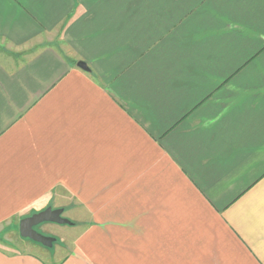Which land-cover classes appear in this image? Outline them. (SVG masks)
<instances>
[{
  "label": "crops",
  "instance_id": "obj_1",
  "mask_svg": "<svg viewBox=\"0 0 264 264\" xmlns=\"http://www.w3.org/2000/svg\"><path fill=\"white\" fill-rule=\"evenodd\" d=\"M47 207L0 264H264V0H0V235Z\"/></svg>",
  "mask_w": 264,
  "mask_h": 264
},
{
  "label": "water",
  "instance_id": "obj_2",
  "mask_svg": "<svg viewBox=\"0 0 264 264\" xmlns=\"http://www.w3.org/2000/svg\"><path fill=\"white\" fill-rule=\"evenodd\" d=\"M81 69H86L84 63H78ZM42 223H54L58 225H71V221L62 216V209H52L47 207L39 212L24 217L19 221L18 230L21 238L29 239L44 247H52L55 239L46 237L38 232L35 227Z\"/></svg>",
  "mask_w": 264,
  "mask_h": 264
},
{
  "label": "rangeland",
  "instance_id": "obj_3",
  "mask_svg": "<svg viewBox=\"0 0 264 264\" xmlns=\"http://www.w3.org/2000/svg\"><path fill=\"white\" fill-rule=\"evenodd\" d=\"M42 225H43V223L36 226L35 229L38 232H40L41 234L45 235L46 237H50V238L55 239V241L52 244L51 249L56 248L63 241H65V245L67 246L69 233H71V230L69 228L70 225H57L54 227V230L53 229H50V230L45 229V231H43L44 228H42V227H44V226H42ZM74 226H77V224H74ZM14 229L15 230H13V234L7 235V237H6V235L5 236L0 235V242H9V243H12L13 246H17L16 243L18 241H21L20 240L21 237L19 235V230H18V225L17 226L15 225ZM27 241H28L27 243L31 246L33 242L30 240H27Z\"/></svg>",
  "mask_w": 264,
  "mask_h": 264
}]
</instances>
